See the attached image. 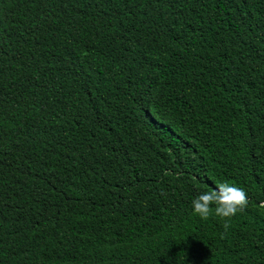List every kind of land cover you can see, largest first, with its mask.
Listing matches in <instances>:
<instances>
[{"label": "trees", "instance_id": "trees-1", "mask_svg": "<svg viewBox=\"0 0 264 264\" xmlns=\"http://www.w3.org/2000/svg\"><path fill=\"white\" fill-rule=\"evenodd\" d=\"M0 14V264H264V0Z\"/></svg>", "mask_w": 264, "mask_h": 264}, {"label": "clouds", "instance_id": "clouds-1", "mask_svg": "<svg viewBox=\"0 0 264 264\" xmlns=\"http://www.w3.org/2000/svg\"><path fill=\"white\" fill-rule=\"evenodd\" d=\"M248 195L244 189L220 182L216 188L199 194L192 201L193 215L206 220L213 213L215 216L227 219L243 212L248 206ZM214 206V207H213ZM264 208V203L260 205ZM225 228L229 225L225 223Z\"/></svg>", "mask_w": 264, "mask_h": 264}, {"label": "bare ground", "instance_id": "bare-ground-1", "mask_svg": "<svg viewBox=\"0 0 264 264\" xmlns=\"http://www.w3.org/2000/svg\"><path fill=\"white\" fill-rule=\"evenodd\" d=\"M1 15V14H0Z\"/></svg>", "mask_w": 264, "mask_h": 264}]
</instances>
